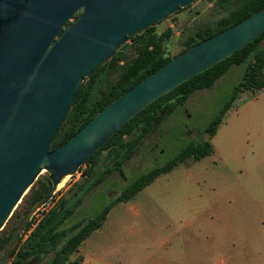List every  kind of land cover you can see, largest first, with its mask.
I'll use <instances>...</instances> for the list:
<instances>
[{"label":"rangeland","instance_id":"obj_1","mask_svg":"<svg viewBox=\"0 0 264 264\" xmlns=\"http://www.w3.org/2000/svg\"><path fill=\"white\" fill-rule=\"evenodd\" d=\"M224 14L216 0H197L153 26L157 35L170 30L164 49L175 57L188 37L199 29L214 28ZM127 44L125 58L130 59L134 47ZM244 68V64L234 67L211 88L192 93L138 143L124 163L123 178L116 172L109 175L66 219L63 227L67 228L95 217L128 184L163 166L189 143L209 142L213 149L198 161L188 158L128 202L112 207L102 227L79 247L81 264H264V91L239 94L215 134L210 137L204 132L241 81ZM115 78L111 75L110 82ZM139 132L136 129L125 140ZM107 153L98 156L94 174L106 166ZM46 178L42 171L31 192ZM80 182L81 173L63 178L50 206L61 196L70 198ZM24 200L0 230V237L19 223ZM11 246L0 251V264L10 260ZM49 259L28 264H46Z\"/></svg>","mask_w":264,"mask_h":264},{"label":"water","instance_id":"obj_2","mask_svg":"<svg viewBox=\"0 0 264 264\" xmlns=\"http://www.w3.org/2000/svg\"><path fill=\"white\" fill-rule=\"evenodd\" d=\"M195 1L0 0V230L42 171L50 186L17 231L138 112L264 32L263 7L172 58L50 150L83 79L127 38Z\"/></svg>","mask_w":264,"mask_h":264},{"label":"trees","instance_id":"obj_3","mask_svg":"<svg viewBox=\"0 0 264 264\" xmlns=\"http://www.w3.org/2000/svg\"><path fill=\"white\" fill-rule=\"evenodd\" d=\"M216 4L225 14L217 20L214 28L199 29L188 37L183 42L184 49L181 52L262 9L264 0H216ZM180 10L182 9L178 11ZM69 25L70 23H67V26ZM170 33V30L166 29L165 32L157 35L154 26L147 27L139 34L127 38L105 63L84 78L51 140L50 150L66 142L108 103L174 58L164 49V42ZM127 42H131L134 47V55L130 59L125 58ZM243 64L245 68L241 81L233 87L219 115L204 131L210 137L215 134L222 117L239 94L244 91L255 92L264 89V32L228 58L180 84L138 112L78 169L82 182L76 184V190L70 198L61 196L55 200L29 232L30 222L26 221L20 230H16L17 224L11 228L8 235L1 236L0 251L12 245L10 264H28L32 261L39 263L48 256L50 259L46 264H81L79 247L91 233L102 227L112 207L118 203L128 202L157 177L170 172L188 158L198 161L211 155L213 149L209 142L189 143L163 166L150 169L128 184L95 217L81 220L67 228L63 227L66 219L82 204L86 195L104 179L114 172L123 178L124 163L132 157L138 143L151 134L161 120L171 115L177 107L182 106L192 93L211 88L232 66ZM111 75H115L116 78L110 82ZM136 129H140V132L134 138L125 140V137ZM104 150L108 151V162L100 173L94 174L93 168L98 156ZM38 183L39 187L35 191L31 192L32 185L29 194L22 198H25L23 215L30 212L47 193L50 186L49 179L46 178L45 182ZM73 255L76 257L70 260Z\"/></svg>","mask_w":264,"mask_h":264},{"label":"built area","instance_id":"obj_4","mask_svg":"<svg viewBox=\"0 0 264 264\" xmlns=\"http://www.w3.org/2000/svg\"><path fill=\"white\" fill-rule=\"evenodd\" d=\"M50 203H52V199L44 206L38 208L33 214L32 216L30 217V219L28 220L30 222V228L28 230V232L30 231V229H32L36 223L39 221V219L41 218L42 214L44 212L47 211V209L50 207ZM52 205V204H51ZM6 264H10V260L7 261Z\"/></svg>","mask_w":264,"mask_h":264},{"label":"crops","instance_id":"obj_5","mask_svg":"<svg viewBox=\"0 0 264 264\" xmlns=\"http://www.w3.org/2000/svg\"><path fill=\"white\" fill-rule=\"evenodd\" d=\"M234 67H237V66H234ZM234 67H231V68L226 72V74L229 73V71H231L232 69H234ZM263 73H264V69H263ZM260 91H264V89H262V90H258V91H255V92H253V93H257V92H260ZM248 92H249V91H248ZM157 178H158V177H157ZM157 178H156V179H157ZM156 179H155V180H156ZM155 180H154V181H155ZM154 181H153V182H154ZM153 182H152V183H153ZM149 185H150V184H149ZM142 190H143V189H142ZM79 250H80V252H81V251H82V248H80ZM82 260H83V258H82Z\"/></svg>","mask_w":264,"mask_h":264},{"label":"flooded vegetation","instance_id":"obj_6","mask_svg":"<svg viewBox=\"0 0 264 264\" xmlns=\"http://www.w3.org/2000/svg\"><path fill=\"white\" fill-rule=\"evenodd\" d=\"M79 14H80V12H78ZM78 14V15H79ZM78 15H77V13L72 17V19L69 21V22H67V23H70V25H71V23L78 17ZM67 23H66V27H68L67 26ZM183 125V124H182Z\"/></svg>","mask_w":264,"mask_h":264},{"label":"bare ground","instance_id":"obj_7","mask_svg":"<svg viewBox=\"0 0 264 264\" xmlns=\"http://www.w3.org/2000/svg\"><path fill=\"white\" fill-rule=\"evenodd\" d=\"M60 187V186H59Z\"/></svg>","mask_w":264,"mask_h":264}]
</instances>
